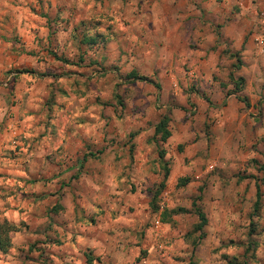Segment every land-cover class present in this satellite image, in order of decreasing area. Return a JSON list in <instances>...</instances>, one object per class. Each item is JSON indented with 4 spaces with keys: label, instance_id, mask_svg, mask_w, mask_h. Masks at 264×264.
<instances>
[{
    "label": "rangeland",
    "instance_id": "rangeland-1",
    "mask_svg": "<svg viewBox=\"0 0 264 264\" xmlns=\"http://www.w3.org/2000/svg\"><path fill=\"white\" fill-rule=\"evenodd\" d=\"M44 2L0 0V40L19 45L18 51L24 57L19 67L5 72V76L16 72L13 81L8 84L0 81V87L15 91L23 84L20 99L25 111V115L19 117L21 122L15 125L17 135H11L10 130L11 139L6 140L0 128V179L3 182L0 184V219H12L19 228L10 233V246L5 253H0V264H105V261L112 264L111 257L96 253L100 245L108 242L105 237L115 236L117 229L131 238L126 256L133 247L138 251L131 264L142 261L180 264L181 256L169 253L168 261L163 257L177 236L180 237L178 243L184 242L191 237L193 229L198 230L199 218L193 212L192 201L202 197L193 198L191 193L193 188L203 191V185L196 186L200 179L196 157L206 141L197 131V120L207 133L206 121L213 118L207 113V108L212 106L210 96L227 98L236 81L239 91L251 78L252 73L248 71L251 65L255 62L261 66L264 45L259 44L257 38L264 43V24L248 23L250 14L241 15L248 0H199L196 14L185 16L175 25L169 24L162 38L154 39L145 49L161 57L167 71L157 69L148 76L138 74L136 64H131L126 75L118 78V82H111L107 70L97 72L93 67L97 64L94 57L99 56L113 71H118L121 58L127 55L126 49L134 52L148 45L147 38L131 30V37L121 39L128 33L113 34V25L105 30L108 35L102 31L90 34V28H99L101 24L88 15L94 4L102 7L99 0H77L83 7L68 9L73 15L63 21L58 13L64 11L66 5H57L53 12L52 2L48 0L45 11ZM252 3L264 4V0H252ZM79 13L84 15L69 32V24ZM164 19L166 21L167 17ZM57 24L60 27H55ZM148 27L155 32V18ZM122 28H127V24ZM72 50L77 55L70 59L68 54ZM236 57L240 59L238 68L233 67L230 60L236 62ZM33 63L44 65L43 71L32 67ZM85 68H92L101 77L100 88L108 93V99L101 100L99 95L85 99L89 91H96L95 84L81 83L91 80ZM24 77L28 79L25 81ZM58 97L63 102L57 104ZM66 107L71 108L65 115L76 122L78 134L94 138L100 133L108 139V125L103 124L99 129L95 125L97 121H111L112 131L117 135L111 137L109 143L117 149L128 148L123 168L109 176L110 183L106 187L111 188L112 193L104 203L92 199L95 195V189L90 186L94 183L93 166L87 165V160L89 156L94 159L96 153L82 154L76 149L75 137L72 143L65 139L56 146L59 136L68 137L73 131V127L67 125L61 133L50 123L53 119L63 122V116L57 118L53 114ZM221 107L228 105L225 102ZM198 113L205 115L200 117ZM39 114H44V121L33 124ZM164 114L169 116V136L162 139V132H155V124ZM231 118L242 122L245 129L251 124V130L244 136L245 143L230 158L231 167L218 177L222 181L217 189L221 193L220 200L212 202L210 208L205 206L207 210L200 208L206 218L202 228L217 229L220 216L229 213L238 216L241 222L228 224L229 237L219 242L213 254L219 252V260L226 264H249V261L262 264L264 256H258L257 252L264 244L261 239L264 237V131L259 130L258 118L245 116L239 107H233ZM219 123L224 124L223 118ZM34 127L45 131L26 135ZM119 136H123L124 141L118 142ZM40 141L46 142L36 143ZM82 143L85 149L92 147L87 142ZM104 151L100 150L99 155ZM66 152L69 156L64 155ZM119 160V155L113 157V162ZM129 161L138 173H146L139 184L128 175L132 171ZM256 182L261 199L257 211L253 212ZM123 184H127V191L121 188ZM229 187L231 192L227 191ZM233 196L241 205L238 211L228 206ZM141 217L146 219L137 230ZM178 228L185 229L182 236L176 231ZM165 240L169 243L164 247H154L157 242L164 244ZM145 242L147 247L142 246ZM153 251L157 255L153 256Z\"/></svg>",
    "mask_w": 264,
    "mask_h": 264
},
{
    "label": "clouds",
    "instance_id": "clouds-1",
    "mask_svg": "<svg viewBox=\"0 0 264 264\" xmlns=\"http://www.w3.org/2000/svg\"><path fill=\"white\" fill-rule=\"evenodd\" d=\"M35 0H33V3ZM53 5V12L57 5H66L65 10L58 13L60 19L67 20L72 16V12L68 9L72 7H83V5H78L77 0H51ZM199 0H99V4L102 7L94 4L91 12L88 14L94 19L101 21L99 28L93 27L88 31L91 34L95 31L105 32L106 35L109 33L105 30L109 25H113L112 33L119 35L120 31L128 33L127 37H121V39H128L131 37V30H135L142 38H147L149 41L148 45H145L136 51L131 49H126L127 55L122 57L118 71H113L112 67L104 62L99 56L94 57L97 60V64L93 65L96 68L97 72L101 70H107L109 72V77L111 82H118V78H122L127 74L128 66L131 64H136L139 69L138 74H144L152 76L153 72L159 69L161 72L167 71L164 64L161 62V57L157 56L154 52L146 51L151 42L159 40L162 38V33L164 28L169 24L175 25L178 20H183L185 16H191L196 14V5ZM48 0L44 2V10L47 11ZM139 5V6H138ZM258 11L260 13V18L257 19ZM135 13V15H134ZM183 13V15H180ZM245 13L250 14L251 20L247 21L248 23H259L264 24V4H253L252 0H248V6L244 8L241 15ZM83 13L75 16L71 23L69 24V32L72 30V25H77L79 19L83 16ZM165 17L167 20L165 21ZM156 19L157 28L155 32L148 27L153 19ZM123 24H127V28H122ZM55 27H60L59 24ZM141 29H144L141 32ZM0 81H3L4 84H8L9 81H13L16 77V72H13L11 75L5 76V72L9 68L19 67L22 63L24 57L20 54L19 45L13 46L11 42H4L0 40ZM69 58L73 59L77 53L74 50L69 51ZM89 56L91 53L88 54ZM19 56L20 59H16ZM115 63V62H113ZM261 66L258 67L257 63H253L248 69L252 73L251 78L247 80L245 85H242L240 90L237 91L236 88L232 87V94L227 98H219L210 96L211 107L207 108V113L211 114L212 119H208L206 122L208 124V131L205 133L204 129L199 127L200 120H197V131L205 139V143L201 147L199 155L196 157L197 164L200 165L197 168L199 172L200 179L197 181V187L203 185V191L197 192L195 188L192 190V197H202V199H195V204L197 208H208L211 207L212 202L219 201L221 193L217 190L218 186L222 181L218 179L222 171H227L231 167L230 158L236 155V149L242 146L244 141L245 134L251 130V124L249 128L245 129L242 122L236 121L231 118V111L233 107H239L243 110L245 116H251L258 118L260 121V129L264 131V61L260 62ZM28 65H25L27 67ZM32 67H36L38 71H43L44 65L37 66L33 63ZM84 71L91 76V80L87 79L81 81L82 84H87L91 82L96 85V91H89L85 96V99H89L93 96H100L101 100L108 99V93L104 92L100 88L102 83L101 77L96 75L93 72L92 68H85ZM25 81L27 77L23 78ZM75 79V77H74ZM111 82L109 83V90H111ZM23 84H19L15 91H9L7 87H0V128L3 130L4 138L11 139V135H17L15 130V125L20 123V116L25 115V111L22 109L23 101L20 99L22 92L20 91L23 88ZM238 98V100H237ZM8 103H5V102ZM63 102V99L58 97L57 104ZM227 103L228 107L223 108L221 105ZM70 103V101H69ZM15 105V107H11ZM250 105V106H249ZM30 107H35V105H29ZM74 107V105H73ZM71 112V108L58 109L54 112V116L59 118L63 116V122L60 119H53L50 123L56 125L59 131L62 133L63 129L67 125L73 127L72 133L65 137L63 135L59 136L56 140V146L59 147L60 141L67 139L70 143L73 142V137H75V146L76 149L80 150L83 153L92 152L96 153L95 158L92 156L88 157L87 165L93 166V175L92 179L94 183L90 186L95 189V195L92 196V199L96 200L97 203H104V201L111 196L112 189L106 187L110 183L109 176L112 175L113 171H118L123 168L124 160L127 159L128 148L125 147L122 150L113 147L109 140L111 137L116 136L117 134L112 131L113 125L111 121H97L95 127L101 128L103 124H107V131L109 133L108 139H105L97 133L94 138L84 137L82 133H77L75 130L76 122L70 117L65 115L66 113ZM111 112L109 111V115ZM204 113H198V116L203 117ZM146 118V117H145ZM223 118L224 124L221 125L219 120ZM37 121H44V114H39L36 116L33 124ZM25 126L27 123L25 122ZM11 130V135L9 131ZM45 130L43 128L32 129L31 133H26V135H35L37 132L43 133ZM49 132L51 129L49 128ZM82 141L87 142L92 145L90 149H85ZM124 141L123 136L118 137V142ZM46 141H40L36 143H45ZM250 142V141H249ZM15 143V142H14ZM100 150H105L103 155H99ZM64 155L69 156V153ZM119 155L121 160L113 162V157ZM71 159V157H69ZM7 163V161H5ZM129 165L132 169L128 173L129 176L136 179L137 184L140 183V180L143 178V174L138 173L135 165ZM215 169V171H213ZM75 167L73 171H75ZM215 185V186H214ZM123 191H127V184L121 185ZM228 192H231L232 189L229 187ZM118 199V197H115ZM233 210H239L241 205L236 203V198L233 196V199L228 202ZM223 209H220V212L223 213ZM195 212V209L193 210ZM146 217H141L138 221L137 230H140L139 225H142L143 220ZM220 221L219 228L210 229H193L192 235L189 239L184 242H177L180 240V237L177 236L173 241H171L172 247L167 248L164 253V260H170L169 253L171 256H181L183 259L180 264H226L224 261L219 260V252L213 254V250L216 249L221 240H227L231 229L228 228L230 222L240 223L238 216L231 215L229 213L226 216H220L218 218ZM227 229V231H225ZM184 228H178L176 231L180 232V235H183ZM240 235V233H237ZM205 237L201 239V237ZM245 240L247 237H241ZM105 239L108 240L106 244L99 246V251L96 255H102L104 257H111L112 264H121L122 261H127L128 264H131L138 254L137 249L134 247L131 249V254L126 256L128 251L129 239H131L126 232L121 233L118 229L116 230V235ZM155 239V238H154ZM264 240V237H261ZM169 243L165 240L164 244H159L158 242L154 247H164L165 244ZM143 247H147L145 242ZM186 249V251H185ZM205 250L208 255L205 256ZM152 255H157L156 252H152ZM258 256H264V244L261 245V250L257 252ZM105 264H108V261H105ZM141 264H146L145 261H142ZM249 264H252L249 261ZM264 264V262H262Z\"/></svg>",
    "mask_w": 264,
    "mask_h": 264
},
{
    "label": "trees",
    "instance_id": "trees-1",
    "mask_svg": "<svg viewBox=\"0 0 264 264\" xmlns=\"http://www.w3.org/2000/svg\"><path fill=\"white\" fill-rule=\"evenodd\" d=\"M235 56H237L236 53H234ZM239 57H236V62L233 64V67L238 68L237 67V63L239 62ZM132 75H135V72L131 73ZM230 78H232V73H229ZM140 79H146L145 77H140ZM242 78L240 77V80ZM238 82H235V88L238 91ZM228 93H232V90ZM169 122V116L167 115H163L162 118H160V120L155 124V132H162L161 138L165 139L167 136H169V131L167 130V124ZM264 172V171H263ZM260 199H261V191H260V186L259 184L256 182L255 183V201H254V205H253V212H256L259 204H260ZM192 206L195 209V212L198 215L199 218V223L197 225V228L200 229L202 228V226L204 225L206 218L205 215L203 214V212L201 211L200 208H197L195 201H192ZM19 228L18 226L13 223L12 221H9L6 218H2L0 219V253H5L9 246H10V233L11 232H15L17 231Z\"/></svg>",
    "mask_w": 264,
    "mask_h": 264
},
{
    "label": "crops",
    "instance_id": "crops-1",
    "mask_svg": "<svg viewBox=\"0 0 264 264\" xmlns=\"http://www.w3.org/2000/svg\"><path fill=\"white\" fill-rule=\"evenodd\" d=\"M231 60V62H232V65H233V62L235 63V61H233L232 59H230ZM236 60V59H235ZM8 170V169H7ZM6 169H5V171L6 172H8ZM3 182H2V179H0V184H2ZM3 185V184H2ZM4 187V186H3ZM8 218H10V217H8ZM9 220V219H8ZM12 219H10L9 221H11Z\"/></svg>",
    "mask_w": 264,
    "mask_h": 264
},
{
    "label": "built area",
    "instance_id": "built-area-1",
    "mask_svg": "<svg viewBox=\"0 0 264 264\" xmlns=\"http://www.w3.org/2000/svg\"><path fill=\"white\" fill-rule=\"evenodd\" d=\"M257 40H258L259 44H261L262 46L264 45V43H263V40H262V39H259V38H257ZM262 49H263V48H262Z\"/></svg>",
    "mask_w": 264,
    "mask_h": 264
}]
</instances>
